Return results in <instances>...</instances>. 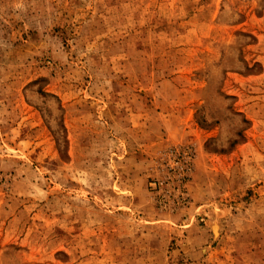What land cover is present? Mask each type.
Returning <instances> with one entry per match:
<instances>
[{
    "label": "rangeland",
    "instance_id": "1",
    "mask_svg": "<svg viewBox=\"0 0 264 264\" xmlns=\"http://www.w3.org/2000/svg\"><path fill=\"white\" fill-rule=\"evenodd\" d=\"M0 264H264V0H0Z\"/></svg>",
    "mask_w": 264,
    "mask_h": 264
},
{
    "label": "bare ground",
    "instance_id": "2",
    "mask_svg": "<svg viewBox=\"0 0 264 264\" xmlns=\"http://www.w3.org/2000/svg\"><path fill=\"white\" fill-rule=\"evenodd\" d=\"M213 223H215V222H213ZM213 230H214V232H216V230H217V226H213ZM220 230V229H219Z\"/></svg>",
    "mask_w": 264,
    "mask_h": 264
}]
</instances>
